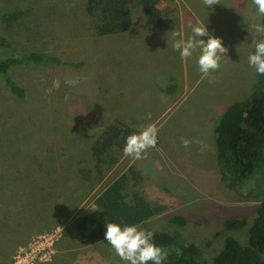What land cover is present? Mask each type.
<instances>
[{"label": "rangeland", "instance_id": "rangeland-1", "mask_svg": "<svg viewBox=\"0 0 264 264\" xmlns=\"http://www.w3.org/2000/svg\"><path fill=\"white\" fill-rule=\"evenodd\" d=\"M219 3L208 8L203 0H160L163 25L148 30L135 0L130 30L100 37L91 29L85 0H0V36L13 52L82 63L11 68L23 99L0 83V264H11L19 248L43 237L51 238L53 253L37 264H129L106 239L85 245L73 228L95 209L101 189L121 176L127 200L138 193L167 208L139 228L178 234L208 263L227 236L247 244L264 196L224 185L215 129L225 109L253 91L257 72L248 57L263 17L252 0ZM190 21L222 38L227 51L218 69L202 73L199 49L182 59L173 48L192 35ZM111 124L128 128L127 136L154 124L156 146L134 159L123 152L126 140H115L98 154L94 139ZM175 215L185 224L170 222ZM240 218L246 220L241 228L225 225Z\"/></svg>", "mask_w": 264, "mask_h": 264}, {"label": "trees", "instance_id": "trees-1", "mask_svg": "<svg viewBox=\"0 0 264 264\" xmlns=\"http://www.w3.org/2000/svg\"><path fill=\"white\" fill-rule=\"evenodd\" d=\"M160 0H137L144 14L146 29L163 25V14L157 6ZM135 0H85V12L91 19V29L96 36L123 34L132 25V10ZM16 14L4 16L9 21ZM264 25V17L261 19ZM60 66L80 68L81 62L62 60L58 56L41 52H13L11 44L0 36V83L18 99H23L25 90L10 75L13 67L35 69ZM125 129V131H124ZM128 128L111 124L95 138L101 154L114 145L115 140H126ZM216 157L220 178L234 193L245 192L249 197L264 196V75L257 74L253 91L249 96L230 104L215 129ZM126 176L108 183L94 199V210L84 213L73 228L85 245L105 240L106 224L142 225L149 219L167 211L164 205H150L144 197L134 193L130 200L125 194ZM256 215L247 230V244L227 236L222 249L211 263L194 244L183 242L178 234L153 232L154 242L167 252L162 264H264V199L257 204ZM170 222L182 226L186 220L170 216ZM246 220L226 222L228 228H241ZM148 264H153L149 261Z\"/></svg>", "mask_w": 264, "mask_h": 264}, {"label": "clouds", "instance_id": "clouds-1", "mask_svg": "<svg viewBox=\"0 0 264 264\" xmlns=\"http://www.w3.org/2000/svg\"><path fill=\"white\" fill-rule=\"evenodd\" d=\"M256 6L258 16L264 17V0H252ZM208 8L220 4L219 0H203ZM192 35L187 39H178L173 48L180 52L181 58H189L193 51L200 50L198 58L199 70L207 73L220 67V55L225 54L227 49L222 44V38L209 33L205 24L200 22H189ZM259 39L253 38L254 51L248 57V63L255 68L257 74L264 75V25L257 24L255 27ZM207 37V41L201 39ZM58 86V82L56 84ZM158 129L154 124L143 127L139 132H133L126 137L123 152L126 156L141 159L142 153L147 149L155 147ZM185 147L189 146L187 139L182 141ZM106 241L115 249L117 255L129 264H162L167 258V252L159 247L153 239V232L139 228L136 225H125L109 222L106 224Z\"/></svg>", "mask_w": 264, "mask_h": 264}, {"label": "built area", "instance_id": "built-area-1", "mask_svg": "<svg viewBox=\"0 0 264 264\" xmlns=\"http://www.w3.org/2000/svg\"><path fill=\"white\" fill-rule=\"evenodd\" d=\"M50 239L43 237L33 241L26 248H19L13 255L11 264H37L47 261L53 253Z\"/></svg>", "mask_w": 264, "mask_h": 264}, {"label": "crops", "instance_id": "crops-1", "mask_svg": "<svg viewBox=\"0 0 264 264\" xmlns=\"http://www.w3.org/2000/svg\"><path fill=\"white\" fill-rule=\"evenodd\" d=\"M140 195V194H139ZM143 197V196H142ZM145 199V198H144ZM146 200V199H145ZM147 201V200H146ZM150 204V203H149ZM151 205V204H150ZM153 206V205H152Z\"/></svg>", "mask_w": 264, "mask_h": 264}]
</instances>
